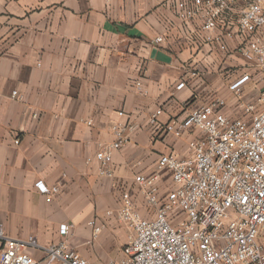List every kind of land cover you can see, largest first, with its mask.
Masks as SVG:
<instances>
[{
    "label": "crops",
    "instance_id": "obj_1",
    "mask_svg": "<svg viewBox=\"0 0 264 264\" xmlns=\"http://www.w3.org/2000/svg\"><path fill=\"white\" fill-rule=\"evenodd\" d=\"M174 4L0 0V224L11 238L34 236L40 248L27 250L38 261L61 241L66 222L74 224L70 241L89 264L122 255L132 230L108 213L120 208V188L137 191L140 172L164 175L161 155H185L194 136L157 129L151 117L158 109L166 125L221 98L227 114L241 117L242 104L255 103L264 90L262 71L235 51V41L227 52L196 45L200 23L181 22ZM160 35L166 39L156 44ZM156 48L170 61L154 56ZM244 75L236 92L231 85ZM118 125L126 127L124 143L108 177L95 156L118 140ZM39 180L60 192L47 201ZM138 198L146 215L140 192ZM92 221L101 227L97 234Z\"/></svg>",
    "mask_w": 264,
    "mask_h": 264
},
{
    "label": "built area",
    "instance_id": "obj_2",
    "mask_svg": "<svg viewBox=\"0 0 264 264\" xmlns=\"http://www.w3.org/2000/svg\"><path fill=\"white\" fill-rule=\"evenodd\" d=\"M174 9L181 22L200 23L196 45L227 52L228 42L235 41V51L253 60L264 77V0H175ZM165 39L160 35L154 42ZM248 78L231 88L240 92ZM136 85L145 92L141 82ZM224 105L217 98L166 125L158 121L162 109L152 115L157 129L176 138L194 136L185 155H161L157 166L164 175L140 172L134 178L137 191L120 188V208L108 213L132 235L122 255L106 264H264V90L255 103L242 104L241 117L227 114ZM125 130L116 126L118 140L96 153L101 175H115L114 151L123 146ZM163 178L169 182L163 185ZM36 187L47 201L60 192L59 185L42 180ZM139 192L146 215L139 209ZM73 230V223L60 224L61 241L45 248L38 261L27 250L40 248L34 236L11 238L0 224V264H89L70 241Z\"/></svg>",
    "mask_w": 264,
    "mask_h": 264
},
{
    "label": "water",
    "instance_id": "obj_3",
    "mask_svg": "<svg viewBox=\"0 0 264 264\" xmlns=\"http://www.w3.org/2000/svg\"><path fill=\"white\" fill-rule=\"evenodd\" d=\"M153 55L156 56L158 59H160L162 61H165V62H169L170 61L169 56L165 52H162V51H160L157 48L153 51Z\"/></svg>",
    "mask_w": 264,
    "mask_h": 264
}]
</instances>
